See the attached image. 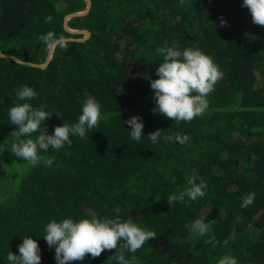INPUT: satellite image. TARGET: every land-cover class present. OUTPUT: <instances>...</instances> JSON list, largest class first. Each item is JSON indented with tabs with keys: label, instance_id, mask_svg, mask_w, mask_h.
<instances>
[{
	"label": "trees",
	"instance_id": "16d2710c",
	"mask_svg": "<svg viewBox=\"0 0 264 264\" xmlns=\"http://www.w3.org/2000/svg\"><path fill=\"white\" fill-rule=\"evenodd\" d=\"M85 8V0H0V47L42 63L50 46L39 36L72 35L65 15ZM221 17L227 27H219ZM68 21L91 35L57 43L46 67L0 55V136L14 137L8 110L24 85L38 94L33 107L62 114L45 121L49 134L78 120L85 91L101 105L100 127L87 139L72 136L71 146L42 151L53 163L34 166L17 194L0 204V264H8L9 251L18 254L26 235L37 240L41 264H56L43 237L48 222L114 218L117 206L121 219L157 235L134 254L139 264H216L226 254L238 264H264V27L252 22L242 0H92L88 13ZM165 46L199 47L223 72L208 109L190 123L153 112L154 92L144 76L157 78L156 49ZM137 114L144 123L140 141L124 123ZM157 129L189 141L152 143L147 134ZM194 173L206 195L170 208L167 196L187 187ZM250 192L254 202L241 208ZM204 216L208 235L186 229ZM114 255L106 250L73 264H116Z\"/></svg>",
	"mask_w": 264,
	"mask_h": 264
},
{
	"label": "clouds",
	"instance_id": "9594fccd",
	"mask_svg": "<svg viewBox=\"0 0 264 264\" xmlns=\"http://www.w3.org/2000/svg\"><path fill=\"white\" fill-rule=\"evenodd\" d=\"M183 4L184 0H180ZM242 7H246L251 14L252 22L264 27V0H242ZM52 17H45V22L50 23ZM214 27L215 25L214 22ZM219 27H227V21L221 17ZM57 37L52 31L39 36V40L46 46H51ZM162 62L156 68L157 78L144 76L150 80V87L154 92L155 107L153 112H159L177 124L190 123L197 117L203 116L209 107L208 96L215 91L216 84L223 78V72L212 56L206 54L199 47H185L180 49L175 46H165L156 49ZM37 92L30 86L24 85L16 90L17 102L8 110L9 124L16 126L14 139L10 142V151L16 157L32 166L41 162L51 165L52 158L44 159L40 153L49 149L60 150L65 145L71 146L72 136L87 139L88 133L99 129L102 117L101 105L94 96L87 91L84 93L82 111L75 123L63 122L56 125L52 134H49L45 121L50 119L55 112L57 117L63 119L62 114L46 110L44 106L33 107L30 103L37 98ZM20 101H23L22 103ZM124 123L130 126V135L133 140L140 141L143 135L144 123L137 114L129 117ZM38 135L33 137V134ZM28 137V138H26ZM152 143L165 142L187 143L186 135L165 134L163 129H157L147 134ZM198 173L188 179V186L183 190L177 188L167 196L170 208L176 202H184L185 198L196 201L206 195V183L201 180L196 182ZM174 180V178H173ZM255 200V193L250 192L242 199L241 208H246ZM115 217L95 215L90 218H63L59 222L55 219L45 225L43 235L48 247L55 249L56 264H73L83 261L88 256L96 259L104 251L115 250L112 257L116 264H139L134 255L145 243L157 235L152 230L142 228L133 219H121L123 209L119 206L112 209ZM206 216L186 224V229L197 236H206L211 231L209 223L205 222ZM212 236L205 243H212ZM219 243V241H216ZM213 243V247L216 246ZM228 241L225 240L224 244ZM41 249L37 240L24 236L18 245V254L11 251L7 254L8 264H41ZM126 253H131L129 258ZM216 264H238L237 259L226 254L218 258Z\"/></svg>",
	"mask_w": 264,
	"mask_h": 264
},
{
	"label": "rangeland",
	"instance_id": "374dc122",
	"mask_svg": "<svg viewBox=\"0 0 264 264\" xmlns=\"http://www.w3.org/2000/svg\"><path fill=\"white\" fill-rule=\"evenodd\" d=\"M83 10L84 9L79 11ZM70 18L71 17H69V19ZM68 25L71 28H83L82 26L72 25L71 23H69V21ZM31 138L35 137L33 136ZM13 139V136H0V204L5 202L6 200H9L10 197L17 194L20 189L23 177L34 168V166L30 165L27 162H24L23 159L18 158L11 153L10 148L8 147L10 146V142H12Z\"/></svg>",
	"mask_w": 264,
	"mask_h": 264
},
{
	"label": "water",
	"instance_id": "95a60500",
	"mask_svg": "<svg viewBox=\"0 0 264 264\" xmlns=\"http://www.w3.org/2000/svg\"><path fill=\"white\" fill-rule=\"evenodd\" d=\"M86 2V8L83 10V11H72V12H69L65 15V18H64V26H65V29L68 30L70 33L72 34H77V33H83V37H77V36H74V35H70V36H62V37H59L56 39V41L54 43H52V45L50 46L49 48V51H48V54H47V57H46V60L42 63H39V62H34V61H30V60H25V59H22L12 53H9V52H5L1 49L0 47V55L1 56H6V57H11L19 62H24V63H28V64H31V65H36V66H41V67H46L48 65V63L51 61L52 57H53V53H54V47L55 45L60 42V41H64V40H85L86 38H88L90 35H91V30L87 27H83V28H71L69 25H68V19L69 17H72V16H75V15H84L86 13H88L92 7V0H85Z\"/></svg>",
	"mask_w": 264,
	"mask_h": 264
}]
</instances>
